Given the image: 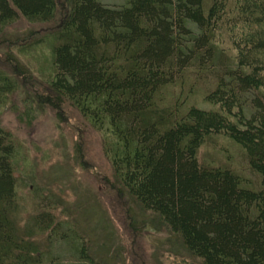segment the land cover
I'll return each mask as SVG.
<instances>
[{
    "label": "trees",
    "instance_id": "trees-1",
    "mask_svg": "<svg viewBox=\"0 0 264 264\" xmlns=\"http://www.w3.org/2000/svg\"><path fill=\"white\" fill-rule=\"evenodd\" d=\"M19 18L54 26L9 44L8 63L20 76L17 59L32 64L48 92L37 106H70L100 134L119 189L198 264H264V0H0V34ZM17 91L0 69V107ZM214 136L239 166L198 160ZM26 154L0 127V264H104L25 173Z\"/></svg>",
    "mask_w": 264,
    "mask_h": 264
},
{
    "label": "rangeland",
    "instance_id": "rangeland-1",
    "mask_svg": "<svg viewBox=\"0 0 264 264\" xmlns=\"http://www.w3.org/2000/svg\"><path fill=\"white\" fill-rule=\"evenodd\" d=\"M100 1L110 5L125 3V0ZM52 26V23L29 24L19 18L0 34V69L18 81V91L10 103L0 107V127L10 131L25 149L28 159L25 173L44 189V194L62 205L55 212L57 217L70 219L87 235L93 260L104 264H198L156 216L119 189L102 151L100 134L70 106L58 109L37 106L38 99L48 92L32 64L28 68L18 58L27 72L20 76L14 65L8 63L7 54L13 55L9 44L16 45L30 34H44ZM30 102L34 114L27 123L19 116ZM192 103L205 106L202 95ZM237 155L238 148L221 136L206 139L198 150L202 164L236 167ZM18 176L27 180L21 174ZM28 193V190L21 193L26 211L18 215L20 230L35 205ZM39 244L44 246V241Z\"/></svg>",
    "mask_w": 264,
    "mask_h": 264
}]
</instances>
